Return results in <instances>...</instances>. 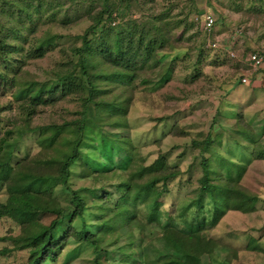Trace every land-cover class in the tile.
<instances>
[{"label":"rangeland","instance_id":"1","mask_svg":"<svg viewBox=\"0 0 264 264\" xmlns=\"http://www.w3.org/2000/svg\"><path fill=\"white\" fill-rule=\"evenodd\" d=\"M41 1L45 4L41 14L32 15L36 28L24 20L26 13L22 14L17 21L19 27L23 24L22 35H17L14 42L19 44L25 35L33 39L49 34L53 41L45 56L21 59L19 52L0 63V161L10 160L12 169L7 177L0 174V203L7 201L6 184L13 168L38 152V130L62 125L73 130L84 118L81 158L72 165L68 179L73 191L86 196V209L83 217L73 222L75 228L80 229L83 222L92 229L100 217L113 210L115 232L134 216L145 222L146 205L138 202L140 209L132 202L120 206L118 202L102 200V195L118 198L115 190L125 181L124 174L137 169L143 171L142 176L134 177L135 182H146L149 167L160 157L168 166L180 170L161 190H166L158 201L162 219L182 225L208 222L212 207L209 197L200 195L198 184L201 160L206 158L210 161V176L229 172L256 195V211L228 212L215 226L203 230L202 235L227 247V251H215L205 258L189 251L184 260L191 264H264V158L251 157L256 141L264 145V0H109L114 4L110 26L128 24L133 42L138 34L145 37L150 33L157 39L152 26L158 25L160 18L171 32L170 42L163 49L154 46L147 59L140 54L133 59L138 71L133 72L136 78L120 84L125 93L112 89L92 99L86 88L68 95L60 91L48 94V90L55 78L67 77L71 84L80 81L79 55L71 48L80 47L91 25L90 17L100 11V5L93 0ZM9 13L13 18L17 16ZM204 15L215 20L207 34L201 31ZM31 30L35 33L31 34ZM98 32L93 31L89 38L98 36ZM122 35H127L126 30ZM253 52L263 59L258 70H252L246 62ZM243 78L247 83L241 81ZM21 83L26 84L27 94L17 99L16 89ZM40 87L44 88L42 97L49 101L32 103ZM119 117L126 120L127 127L111 125L109 119L115 122ZM240 119L241 125L252 128V133L239 131ZM207 137L214 141L208 150L201 153L192 146V142H202ZM232 164L246 169L237 175V166ZM83 169L94 174L85 176ZM50 191L49 197L35 196L34 210H14L0 220V264H28V251L15 249L10 238L45 230L55 218L54 211L64 212L59 238L67 232L74 207L71 192L61 186H52ZM134 192L133 186L131 194ZM146 228L141 247L145 251L150 249L149 242L161 236L160 229L152 224ZM139 237L136 234V241ZM126 244L124 238L115 246L103 243L108 254H96L91 245L68 240L56 264H147L138 260V248H127ZM123 246L125 252L120 255L115 249Z\"/></svg>","mask_w":264,"mask_h":264},{"label":"trees","instance_id":"2","mask_svg":"<svg viewBox=\"0 0 264 264\" xmlns=\"http://www.w3.org/2000/svg\"><path fill=\"white\" fill-rule=\"evenodd\" d=\"M93 1L97 2L101 9L95 15H91V25L82 36L80 47L76 48L73 46L71 48V51L79 55L78 66L82 83L78 80L71 84L70 81L72 80L67 77L55 78L56 81L53 86H49L48 94L60 91V94L68 95L73 90L77 91L81 88H86L90 99L102 92H110L112 89H119L125 93L126 90L120 84L125 80L136 78L133 72L138 71L133 59L138 57L139 54L142 55V59H147L153 53L154 46L157 45L160 49H163L164 45L170 42L169 36L171 32L161 18L158 25L152 26L156 34L154 37H157V39H154L150 33H147L145 37L138 34L134 37L136 43L133 42V39H131L133 38L130 31L131 28L127 26L128 24L110 26V21L113 20L114 4L109 0ZM44 5L41 0H0V63L7 62L14 53L19 52L22 53L21 59L33 60L41 59L45 56L47 48L53 41V37L49 34L45 33L44 36L33 37V39L25 35L21 37L19 44L14 42L17 35H22L21 27H23V24L19 27L17 22L21 20L20 16L22 14L25 16L26 13L24 20L34 25L32 15H40ZM9 12H12V15L17 13V16L13 18ZM132 22L134 25H138V23ZM35 28L36 26L34 25ZM95 30L99 31V35L90 39L89 35ZM124 30H126V36L122 35ZM201 31L204 34L208 32L203 30L202 27ZM34 33L35 31L31 30V34ZM127 36L130 37V41H128L129 37ZM145 39L148 40L143 42ZM96 57H99L100 60H97ZM16 78H18L17 75L15 79L11 80L12 83H15ZM64 81H67V83L61 84ZM142 83L146 82L143 80ZM25 85L22 83L18 85L19 87L16 89L17 99L26 96ZM43 89V87H40L39 90L35 91L31 98L32 103L45 104L49 101L47 98L42 97ZM117 120H119L120 124H117ZM84 121V118H81L78 125L72 128L73 130H69L67 128L68 125L39 129L40 134L36 140L38 152L30 158L20 160L13 168L11 180L6 184L8 196L6 203H0V220L11 216L14 210L26 212L34 210L37 206L35 196L45 195L49 197L52 186H61L71 192V202L74 207L72 208L71 219L66 224L68 226L67 232L62 238H59L61 231L59 226L62 225L64 217V212L61 210L54 211L55 218L51 220L45 230L35 235H20L16 238H10L15 249L28 251V264H56L57 257L68 240L91 245L96 254H108L106 247L115 246L116 242L123 238L126 239L127 248H138L140 250L138 252L139 261L144 260L147 264H191L184 260V256L189 251L205 258L210 257L215 251H227L228 249L213 239L202 235L204 229L215 226L223 215L228 212L248 214L256 211L255 205L258 198L255 194L247 191L239 183V179L233 178L229 172L226 175L217 173L214 176H210V161L202 158V177L198 180L199 193L209 197L212 207L211 219L208 222L199 221L196 224L183 225L172 220H163L158 213V201L162 193H166V190L163 192L161 190L166 187L168 180L180 174V170L179 168L168 166L164 158L160 157L157 159L156 164L149 167V179L146 182H135L134 177L136 175L142 176L143 171V169H137L131 174H124L123 179L125 181L120 182V185L118 184L115 190L119 194L118 198L112 199L110 194L105 192L102 195V200L111 203L118 202L121 204L120 206L132 202L131 205L133 207H139L138 209H140L138 202L144 206L146 205L145 222L134 216L124 227L115 232L117 228L113 227L112 223L116 211L113 210L112 214L107 213L100 217L98 223L92 229L86 227L83 222L80 229L75 228L73 222L78 217L82 218L86 209V196L73 191L68 185V179L72 165L81 158L79 149L83 143ZM109 121L112 126H128L126 120L120 117L115 122L112 118ZM238 122L239 131L246 134L252 133L250 126L241 125L242 119ZM172 133L173 135L176 134L175 132ZM125 141L126 139L122 140L121 143ZM213 142V139L207 137L202 142H192V146L203 153L213 145ZM263 151L264 145L260 141H256L252 145V159H263ZM232 165L237 166V175H241L246 169L244 165ZM10 170H12L10 168V160L0 161V174L2 176L7 177ZM82 174L89 176L94 174V172L89 169H83ZM133 186L135 187L134 195L131 194ZM97 200L95 201L98 203ZM147 224H152L155 229H160L161 236L149 242L150 249L145 251L141 247L142 243L145 242L143 232L147 230ZM136 234L141 237L137 241ZM102 237H107L108 239H102ZM103 243H106V247H103ZM156 244H159V246ZM126 246L115 250L120 255H123ZM150 252L151 254H149ZM151 255L152 259L150 258ZM197 264H200V262Z\"/></svg>","mask_w":264,"mask_h":264},{"label":"built area","instance_id":"3","mask_svg":"<svg viewBox=\"0 0 264 264\" xmlns=\"http://www.w3.org/2000/svg\"><path fill=\"white\" fill-rule=\"evenodd\" d=\"M214 18L209 15H204L203 22H202V28L203 30L209 31L212 26L214 25ZM247 65L252 70H258L263 66V59L262 57L257 53H250L246 58ZM243 83H247L246 78H243L241 80Z\"/></svg>","mask_w":264,"mask_h":264}]
</instances>
